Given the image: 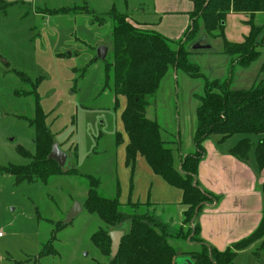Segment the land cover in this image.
<instances>
[{
	"label": "rangeland",
	"instance_id": "obj_1",
	"mask_svg": "<svg viewBox=\"0 0 264 264\" xmlns=\"http://www.w3.org/2000/svg\"><path fill=\"white\" fill-rule=\"evenodd\" d=\"M157 3L162 1L0 0V264L109 262L91 241L92 236L106 226L85 209L90 188L88 179L80 175H59L33 183H18L5 169L31 163L32 159L19 153V148L32 156L36 154V132L29 121L36 119L38 98L56 144L61 146V151L70 154L65 168L75 167L82 174L100 179L99 196L107 199L118 196L117 180L123 174L118 162H121L123 148L120 147L117 160L114 134L120 132L127 143L120 117L126 99L119 98L115 111L112 91L103 90L105 63L98 59V49L108 48L106 59L113 50L115 21L108 16L112 10L126 15L135 24L153 25L159 22L155 14ZM61 9L69 10L53 13ZM179 17L177 21L185 26L182 16ZM99 18L107 21L102 24ZM171 19H163V32L159 27L161 35L176 33L179 27L177 34H180L183 25ZM254 23L263 27L257 33L261 42L264 13L258 14ZM239 24L250 30L247 23ZM229 26L232 30L238 23L230 19L228 29ZM149 29L157 32L151 26ZM197 45L206 48L195 49ZM223 47L224 40L207 34L200 23L196 38L186 45L191 53L189 62L200 68V76L193 78L184 71L172 69L151 98L149 113L155 112L162 140L173 150L174 157L180 152L195 151V146L190 150L187 146L192 144L197 127L196 111L201 104L197 96L204 95L206 81H222L230 75L231 58L223 54ZM258 52L261 56L249 68L235 70L234 89L248 90L264 81V43ZM84 69L87 71L83 75ZM74 146L78 147L79 166L77 161L72 165ZM94 151L99 157L93 156ZM129 200L126 193L122 202L126 204ZM75 204L80 205L81 213L56 232L57 224H66ZM122 211L133 213L128 206H123ZM130 227L128 221L117 230L128 233ZM187 235L178 231L174 239L168 237L169 244L176 250L177 264L187 262V258L180 255L188 249L181 241L189 242ZM50 241L53 252L46 254L44 249ZM251 257L257 264H264V243Z\"/></svg>",
	"mask_w": 264,
	"mask_h": 264
},
{
	"label": "trees",
	"instance_id": "obj_2",
	"mask_svg": "<svg viewBox=\"0 0 264 264\" xmlns=\"http://www.w3.org/2000/svg\"><path fill=\"white\" fill-rule=\"evenodd\" d=\"M189 1L193 4V11L189 15L191 22L184 38L179 41L150 31L147 26L135 24L126 15L114 10L108 14L115 21V26L112 33L113 50L104 61L103 90L112 91L115 110L119 107L120 97L127 101L121 115L129 140L126 148L127 165L134 164L137 156L141 155L155 174L183 191L182 204L189 206L184 214V224L190 225L186 234L190 243L200 247L199 251L186 254L188 259L193 264H233L240 251L264 238V216L258 229L246 239L235 243L232 248L225 252L212 248L200 238V227L196 225V220L203 208L216 202L217 197L201 190L196 183V176L198 166L205 156L203 144L214 136H221L220 142L240 137L239 142L229 151L230 155L247 160L254 151L258 171H264V81L248 90L233 88L235 70L249 68L261 56L258 48L264 39L259 42L257 33L263 27L256 26L254 21L258 14L264 13V0ZM62 10L53 13L59 14ZM67 10L64 12L67 13ZM230 14L249 17L246 23L250 26V34L242 43H232L226 39V21ZM99 20L102 24L107 21L106 18ZM200 23H203L207 34L224 40L223 54L231 58L230 75L222 81H206L204 95L197 97L201 104L197 109L195 152L182 157L179 166H176L173 150L162 140L158 122L147 118V110L151 98L159 91L162 81L172 69L184 71L193 78L200 76V68L189 62L191 53L186 48L196 38ZM84 70L83 75L87 69ZM38 101L37 98L36 119L29 121L36 132V154L32 156L19 148V153L32 159L31 163L21 167L12 166L5 169L6 172L15 177L18 183H33L38 179L46 180L59 175H80L77 169L65 171L49 159L57 142L46 125V116ZM117 139V144H122L121 134H117ZM85 177L90 181L85 209L106 226V229L98 230L91 241L104 257L109 258L107 264H174L177 253L168 242L165 225L147 213H139L142 205H123L119 198L120 191L114 199L99 196L97 188L101 184L100 179ZM123 206L130 207L133 213L123 212ZM128 221L131 223L130 230L124 233L119 253L113 257L109 233L119 231L118 227ZM66 226L65 223L57 224L56 232ZM51 243L45 246L44 253L53 252Z\"/></svg>",
	"mask_w": 264,
	"mask_h": 264
},
{
	"label": "crops",
	"instance_id": "obj_3",
	"mask_svg": "<svg viewBox=\"0 0 264 264\" xmlns=\"http://www.w3.org/2000/svg\"><path fill=\"white\" fill-rule=\"evenodd\" d=\"M161 1V4L157 3L155 5V14L159 17V22L153 23V25L148 23H140L139 25H149L147 26L148 28L151 26L159 32V27L162 25L163 19L170 20L173 18V20H171L177 23V19H179V15H181V20L184 21L185 26L181 22H178L183 25L180 34H177L180 27L176 33L168 34L167 32H164L170 40H181L180 38L185 35V32L190 25L191 21L189 15L193 11V4L189 0ZM245 16L246 15L235 14H230L228 16L226 21L225 36L229 42L242 43L250 34V30L247 29V26L244 25L242 27L239 24H246L248 19ZM230 19L232 22L233 20H236L238 23L237 28L232 26L233 28L231 30L229 26L228 29ZM231 24L232 23H230V25ZM162 28L163 27L161 26L160 30ZM234 39H241V41H235ZM113 104L115 110V98ZM151 106L152 105H150L148 109H150ZM125 107L126 104L120 113V117ZM154 113L155 112L153 111L149 113V110H147V118L151 121H157ZM117 132L114 134L115 138H117ZM118 133L120 134V132ZM100 134L101 138L102 133ZM178 134H180V131H178ZM194 136L195 133L192 136V144H188L187 146L188 150L191 149V146L193 148L195 146ZM221 139V136H214L205 141L203 144L205 156L198 166L196 183L201 190L217 197V200L216 202L208 204L203 208L196 220V225H199L200 227V238L207 245L220 252H225L226 250L232 248L235 243L249 237L260 226L264 216V193L262 192L264 174L263 172L258 171L254 151L247 160L237 159L230 155L229 151L239 142V139L234 140V138H232L228 141L220 142ZM116 141L115 147L117 160L119 159V149L120 147L123 148V151L120 152L121 162H118V165L121 166V170L123 172L120 178L118 177L119 180H117V193L118 191H120V193L122 191L120 202L123 205H142L140 208L142 214L147 213L153 216L158 222L167 227L169 239H174V234L178 231L181 233H187L190 229V225L184 224V214L189 210V206L182 204L183 191L171 186L161 176L155 174L146 159L141 155L137 156L134 164L128 166L126 163V148L129 144V140L126 143L124 139L120 145L117 144ZM180 151H182V149ZM194 152V150L189 153L180 152L178 156L174 157L175 165L179 166L182 157ZM94 153V157H99V153L95 151ZM73 154L74 157L71 160L72 165L77 161V166H79L78 147L74 146ZM66 155L69 160L70 154L67 152ZM72 169L77 168L73 167ZM64 170L67 171L70 169L65 168ZM78 172L80 173V176H92L82 174L80 171ZM120 187L122 188L121 190ZM126 187H128L127 190ZM126 193H128L130 200L125 204L122 200ZM123 232L125 233V231ZM181 241L187 244L184 245V248L186 246L188 249L182 251L180 255L185 256L187 259L188 256L186 254L200 250V247L195 244L184 240ZM263 243L264 239L254 243L249 248L240 251L233 264H257L255 259L251 256L255 255V251ZM174 264H177L176 259Z\"/></svg>",
	"mask_w": 264,
	"mask_h": 264
},
{
	"label": "water",
	"instance_id": "obj_4",
	"mask_svg": "<svg viewBox=\"0 0 264 264\" xmlns=\"http://www.w3.org/2000/svg\"><path fill=\"white\" fill-rule=\"evenodd\" d=\"M206 47H202L201 45H197L195 49H202ZM209 48V47H208ZM70 55V53H69ZM108 55V48L101 46L98 49V55L97 57L102 60L106 61V57ZM49 159L55 161L61 168H65L67 164L68 157L66 153L60 150V147L58 144H55L53 146L52 152L49 155ZM14 210V209H13ZM81 213V207L79 204H75L71 212L68 214L66 224L71 223L79 214ZM123 231H112L109 233V236L111 238L112 246V256L116 257L119 253V249L121 246L122 238L124 237ZM186 264H193V262L190 259H187Z\"/></svg>",
	"mask_w": 264,
	"mask_h": 264
}]
</instances>
